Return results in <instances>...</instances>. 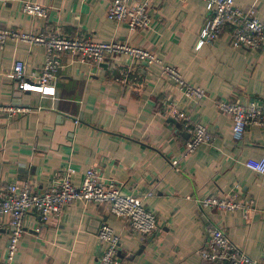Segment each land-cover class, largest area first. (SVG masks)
<instances>
[{"label":"crops","instance_id":"crops-1","mask_svg":"<svg viewBox=\"0 0 264 264\" xmlns=\"http://www.w3.org/2000/svg\"><path fill=\"white\" fill-rule=\"evenodd\" d=\"M25 1L50 6L48 18L25 14ZM112 1L0 0V29L127 42L161 60L149 63L112 53L94 66L63 54L55 98L42 97L21 94L12 70L20 59L27 74H38L45 45L8 39L0 46V104L30 111L18 117L0 112V188L30 181L43 192L68 166L76 169L79 185L85 171L94 168L103 180L118 183L124 194L141 196L156 214L158 229L143 236L111 214L108 205L78 199L59 218L43 220L38 212L27 213L14 264H98L105 250L98 236L102 222L120 235L122 264H206L199 250L214 225L264 264V174L246 165L250 158L264 157V126L250 123L236 141L232 117L217 107L219 101L255 103L264 117V46L233 48L226 28L198 50L205 0H152V25L136 32L108 19ZM235 6H254L264 21V0H235ZM163 65L176 67L188 83L202 87L204 98L198 103L186 98L163 74ZM123 72L127 84L115 79ZM172 111L187 112L192 122L204 124L211 143L182 158L189 137L177 127L179 121L168 122ZM233 192L243 202L255 201L246 214L202 208L195 200ZM8 236L7 217H2L0 264L7 256ZM129 254L134 258L128 259Z\"/></svg>","mask_w":264,"mask_h":264},{"label":"built area","instance_id":"built-area-1","mask_svg":"<svg viewBox=\"0 0 264 264\" xmlns=\"http://www.w3.org/2000/svg\"><path fill=\"white\" fill-rule=\"evenodd\" d=\"M207 15L200 31L196 48L215 42L226 28L230 30V44L236 49L249 51L258 50L264 46V21L257 16L254 6L240 9L235 6V0H205ZM152 0H113L107 17L116 23H125L131 32L149 29L152 25ZM50 6L39 2L25 1L22 10L25 14L48 18ZM19 39L32 43H41L46 47V59L40 72L27 74L23 60H16L12 74L23 91L36 92L42 97L56 95V80L58 72L64 67L63 54H69L73 61L87 62L98 66L112 53H126L149 63H161V60L147 50L134 48L127 42L111 41L96 42L85 37L33 35L18 30L0 29V46L8 39ZM163 74L170 77L182 90L185 97L198 103L205 96L202 87L188 83L171 65H163ZM122 84L129 82L128 74L122 73L115 78ZM220 111L229 114L233 119V137L238 141L244 137L250 123L264 126V117L260 107L255 103L244 105L240 102L219 101ZM25 106L0 104V112L9 117H18L29 112ZM170 115L180 122L182 128L190 133L182 158L193 153L199 146L211 143L212 136L201 122H192L187 112L172 111ZM246 165L264 174V157L247 160ZM76 169L68 166L58 181H53L43 192L34 189L30 181L14 182L0 188V218L7 217L9 229L8 252L3 264H14L20 242L25 233V217L30 211L38 212L43 220L51 217L59 218L66 206L81 199L86 203L108 205L109 211L118 219L143 236L150 235L158 229V218L144 204L138 195L124 194L121 186L114 180H103L94 168L85 171L81 184L76 185L74 175ZM153 191L148 195H153ZM202 208H216L222 211L247 213L255 201L243 202L238 192L219 197L211 195L203 199L196 198ZM98 236L105 243V250L98 264H122L119 256L120 235L115 229L105 224ZM206 264H261L258 259L249 256L246 251L235 244L227 232L220 226H210L205 243L199 250Z\"/></svg>","mask_w":264,"mask_h":264},{"label":"water","instance_id":"water-1","mask_svg":"<svg viewBox=\"0 0 264 264\" xmlns=\"http://www.w3.org/2000/svg\"><path fill=\"white\" fill-rule=\"evenodd\" d=\"M18 90L21 92V94H22V92H24V91L19 87V85H18ZM25 92H26V91H25ZM16 97L20 98L21 95H18V96L16 95ZM18 103H20V101H19ZM60 115H65V114H63V113L60 112ZM168 122H170V123H176L177 120H176L173 116H170V117L168 118ZM180 126H181V124L178 123V124H177V127L180 128ZM183 134H185V136H187V137H190V133L187 132V131H184ZM105 224H106V222H102V224H101V226H100V229H102L103 226H104ZM8 231H9V229H8ZM142 249H143V248H141V249L139 250L138 253H140V252L142 251ZM119 256H120V257H125V256L122 254L121 250L119 251ZM127 258H128V259H133V258H134V254H129V255L127 256Z\"/></svg>","mask_w":264,"mask_h":264}]
</instances>
